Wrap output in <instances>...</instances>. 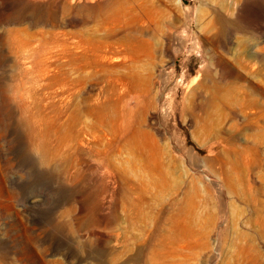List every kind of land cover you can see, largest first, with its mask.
I'll return each mask as SVG.
<instances>
[{"label": "rangeland", "instance_id": "1", "mask_svg": "<svg viewBox=\"0 0 264 264\" xmlns=\"http://www.w3.org/2000/svg\"><path fill=\"white\" fill-rule=\"evenodd\" d=\"M0 264H264V0H0Z\"/></svg>", "mask_w": 264, "mask_h": 264}, {"label": "bare ground", "instance_id": "2", "mask_svg": "<svg viewBox=\"0 0 264 264\" xmlns=\"http://www.w3.org/2000/svg\"><path fill=\"white\" fill-rule=\"evenodd\" d=\"M120 14H121L120 11L109 13V12H105V11L100 10V12H98V20L101 22H106V21H110L111 18H113L114 19L113 21H116V19L119 17ZM109 104L110 103H108L106 101V103H104L102 105V107H103L102 117H103L104 121H107V122L114 124L113 125L114 128H112V131L115 134V137L131 131V128H132L131 120L126 115L125 111L123 110V106L121 105V108L118 106L119 111L113 112V109H111ZM142 109H144V108H142ZM138 111H140V110H138ZM110 112L112 113V115L113 114L114 115L111 116ZM141 112H142V110H141ZM141 112H140V115H142ZM133 116H134V113H133V111H131L130 117L132 118ZM142 118H138L136 120L137 125L143 121ZM139 130H142V129H139ZM137 132H138L137 129L135 131H133V135L131 136L130 142L134 146L138 145L142 148H150L152 150V157H153L154 161H156L158 164H161V162H160L161 146L158 144L157 140L148 131H143L145 134L146 140L144 138H143V140H137V138L135 136V135H137Z\"/></svg>", "mask_w": 264, "mask_h": 264}]
</instances>
